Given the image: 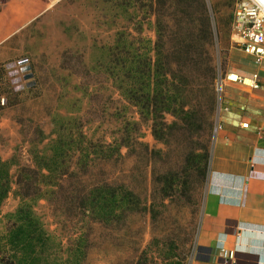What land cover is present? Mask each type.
<instances>
[{"label": "rangeland", "instance_id": "obj_1", "mask_svg": "<svg viewBox=\"0 0 264 264\" xmlns=\"http://www.w3.org/2000/svg\"><path fill=\"white\" fill-rule=\"evenodd\" d=\"M205 1L213 28L209 51L214 74L204 69L208 56L203 52V70L194 67V91L185 100L186 109L200 106V112L192 119L165 112L158 125L162 138L154 134L152 113L127 98L109 70V49L118 32H128V43L155 60L152 0H62L7 46L0 63H9L7 78L19 95H0V156L34 167V152L49 155L62 124L104 145L107 153L96 157L87 172L69 175L61 186L44 187V194L31 201L55 244L59 264H67L72 255L82 264H136L139 259L164 264L173 257L187 263L197 241L219 99H228L227 85L250 88L226 78L238 60L230 36L237 0ZM196 2L190 0L189 16L199 11ZM173 38L169 47L176 45ZM200 152L207 156L206 167ZM75 161L72 169L77 171ZM18 167L11 169L15 182ZM81 182L124 185L136 194L137 209L110 221L84 215L73 203ZM20 202L11 192L0 208L1 254L10 216Z\"/></svg>", "mask_w": 264, "mask_h": 264}, {"label": "trees", "instance_id": "obj_2", "mask_svg": "<svg viewBox=\"0 0 264 264\" xmlns=\"http://www.w3.org/2000/svg\"><path fill=\"white\" fill-rule=\"evenodd\" d=\"M152 1L157 24L155 60L140 54L132 42L128 43V32H118L116 44L109 49V70L118 89L143 112L152 113L154 134L157 138H162L158 125L165 112L184 118L188 115L190 119L200 112L199 104V109L197 106L192 110L186 109L185 100L194 91L191 88L194 67L197 71L203 70V52L208 56L204 69L213 77V60L209 51V47L213 45V28L205 0H195L199 11L191 16L186 11L190 0ZM174 12L176 14L173 16ZM171 36L176 40V45L171 46L172 48L168 42ZM8 65L7 62L0 63V95L2 92L19 95L18 92L14 93L10 79L7 78ZM211 100V105L215 106V98L212 97ZM56 134L52 139L49 155L37 150L34 152V167L21 166L14 160H5L0 156V208L11 192L21 199L16 213L10 216L8 222L0 264H59L53 251L55 244L36 216L31 201L44 194V187L61 186V181L66 180L69 175L79 176L77 173L87 172L88 166L96 157L107 154L104 145L85 140L82 134L77 136L72 127L62 124L57 128ZM198 156L206 167L208 161L205 152H200ZM73 160H76L77 171L72 169ZM15 165L19 166L16 182L11 174ZM14 183L17 188L13 190ZM51 192L55 194V191ZM79 192L73 201L76 208L99 221L113 220L119 214L134 211L138 206L136 194L124 185L83 184ZM67 264L82 263L80 258L72 255ZM136 264L147 262L139 259ZM164 264L182 263L173 257Z\"/></svg>", "mask_w": 264, "mask_h": 264}, {"label": "crops", "instance_id": "obj_3", "mask_svg": "<svg viewBox=\"0 0 264 264\" xmlns=\"http://www.w3.org/2000/svg\"><path fill=\"white\" fill-rule=\"evenodd\" d=\"M61 2L1 0L0 61L17 34ZM232 52L238 60L231 71L259 72L260 87L226 86L231 106L219 116L223 123L211 150L197 241L186 264H264V142L258 133L264 125V62L258 66L239 47Z\"/></svg>", "mask_w": 264, "mask_h": 264}, {"label": "built area", "instance_id": "obj_4", "mask_svg": "<svg viewBox=\"0 0 264 264\" xmlns=\"http://www.w3.org/2000/svg\"><path fill=\"white\" fill-rule=\"evenodd\" d=\"M1 3V0H0ZM232 17L231 39L243 50L245 54L251 55L254 62L261 66L264 62V0H237ZM228 80L236 81L250 88L259 89L261 75L254 72L252 75L243 76L231 72L226 77ZM220 92H224V80H221L217 87ZM224 96L219 99V115L215 126V134L222 127L220 113L229 109V105ZM249 123H243V128H248ZM259 137L264 142V125L259 128Z\"/></svg>", "mask_w": 264, "mask_h": 264}]
</instances>
